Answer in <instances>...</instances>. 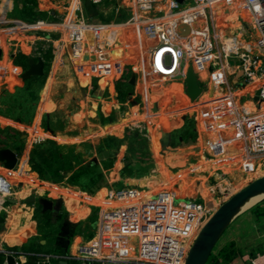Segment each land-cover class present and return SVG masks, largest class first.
I'll use <instances>...</instances> for the list:
<instances>
[{
    "label": "built area",
    "instance_id": "built-area-1",
    "mask_svg": "<svg viewBox=\"0 0 264 264\" xmlns=\"http://www.w3.org/2000/svg\"><path fill=\"white\" fill-rule=\"evenodd\" d=\"M50 1L57 7L46 10L48 17L27 21L6 16L3 10L9 5L0 0L1 70L20 72L19 56L42 58L46 63L45 57L52 53V73L67 62L75 66L85 60L84 75L98 68L110 83L123 69L117 52L132 46L143 103L136 104L131 95L111 132L135 131L154 141L164 128V118L191 112L199 124L203 116L229 108L238 114L243 148L205 151L199 169L204 168L217 183L211 189L223 183L231 191L230 165L264 160V0H117L114 12L121 16L126 12V18L111 22L89 19L85 0ZM90 2L99 5L103 0ZM92 58L99 62L93 64ZM188 66L194 68L203 90L196 100L188 94ZM170 84L178 85L175 91L187 104L160 110L158 100L173 92L172 86L167 88ZM40 137L32 136L30 145L49 138ZM17 156L12 169L0 161V216L6 213L9 219L12 207L24 208L29 197L46 194L96 206L105 233L79 250L76 258L85 264H185L203 225L217 210L213 212L201 195L181 196L170 187L187 173L195 174V168L174 174L166 167L160 185L124 186L97 197L77 186L42 178L29 157L22 158L18 152ZM258 167L264 169V161ZM0 254L5 257L1 264L10 254L17 264H24L27 257L7 249L4 235H0ZM248 261L264 264V253H252ZM39 264H50L49 256Z\"/></svg>",
    "mask_w": 264,
    "mask_h": 264
},
{
    "label": "crops",
    "instance_id": "crops-1",
    "mask_svg": "<svg viewBox=\"0 0 264 264\" xmlns=\"http://www.w3.org/2000/svg\"><path fill=\"white\" fill-rule=\"evenodd\" d=\"M10 3L11 1L8 3L4 2L5 5H10ZM51 7H57V5L50 0H47L42 7H38V10L47 14L46 10ZM134 50L135 48H133L132 46L122 47L120 51L117 52L116 57H118L120 60H131L130 64H132L133 60L130 56ZM26 59L28 60L29 58ZM52 59V53L48 54L45 57V75L43 76L44 78L41 83V85L43 84L44 86L41 88L43 89V91L40 90L42 91L40 92L42 102L41 104H39V108L37 109V111L35 113L32 112L30 115H28L26 113V110H24L23 112V106L21 105V108L18 110V114L14 115L15 111L9 110L10 107L6 112L0 109L1 132L6 131L10 133H16L15 131L19 129V127L18 125L14 124L28 127L26 126V122H29L32 123L33 126L36 124L42 125V127L40 126V128L44 132H46L45 134L50 136L47 140L57 142L58 144L65 147L71 148L72 144L80 143L81 141L79 139L81 137L82 139L86 136H88L89 138H98L96 140L97 142H94L93 140V143L76 147L77 152H85L82 158L84 160V163H88L97 158L100 144L105 137L115 135L123 138L124 133H127L125 130H122L115 134L116 131L111 132L110 127L116 125L118 121L123 117L124 110L126 109L125 102L131 95H134V102L136 104L142 105L143 97L140 93H138L141 92V84L138 81L137 75L134 71L130 73L129 71H124L125 69H127L126 66H123V69L119 72L120 74L118 75L117 79L110 83H108L107 79H105L104 74L98 68H91V74L89 76L84 75L85 80L77 82L74 77L75 66L69 62L64 64L61 68H59V70L55 72V74L57 72L59 73L56 76L54 75L55 79L53 81L51 79L52 74H54L51 72ZM9 74L10 73H8L6 70L3 71L0 69V84L3 88H8V85L14 84L12 83V80H9L8 82L7 79L9 78ZM133 74L136 75V80L134 84H131L130 81ZM35 80L36 79H34V77L23 79L22 85L23 87L25 86L24 84L34 86ZM44 80H46L45 83ZM77 86H79L83 92L84 96L82 98H78L76 95ZM125 86H128V88H125ZM21 91H23V89H21ZM49 94L52 97L49 96L46 99V95ZM164 98L165 96L158 100L157 106L160 110L169 109L167 108V106L164 107L161 101ZM73 101L77 106L75 108H73L71 104ZM186 104L187 101L185 100L184 105L180 104L179 107L174 109L182 108ZM42 109H44V114L41 113L43 111ZM187 114H191L193 116V113L191 112L182 113L181 115L177 116H181V120L183 121L184 116ZM177 116L164 118L162 119V123L164 121H167V119L174 121L176 120L175 117ZM82 124L86 125L85 130L82 129ZM163 126L164 128L162 130V139L163 141H165V139L167 138V134L164 131L165 123H163ZM174 128L175 127L172 126L171 130H173ZM129 132L130 131L128 130V133ZM18 140L19 142L15 145H12V140L4 141V143L0 145V149L10 148L15 150L16 148H20L18 154L22 158H30V153L34 145H30L28 130L27 132L25 131L24 134L20 135V139ZM110 159L112 158H104L102 160H99L97 158L102 167L103 162H109L111 161ZM202 161L204 160L202 159ZM120 162L121 160L112 162V165L106 168V170L104 171L106 177L109 176V174L112 175V171L114 169L119 168L118 166H120ZM166 167L171 170L167 164ZM184 171L185 169L181 172ZM171 172L173 173V170H171ZM182 182H184V180L180 183ZM202 184L205 185V182ZM115 188L121 187L110 186L107 190V193L111 189ZM87 193L90 194L89 192ZM40 198H45L52 201L53 207L45 209L39 202ZM40 198L36 199L35 202H28L27 206H25L24 208L12 207L9 219L8 215L5 213L3 216L4 220H0V225H3L6 228L7 233L4 236L7 237L10 234V238H7H9L8 241H12V243H9L12 248L6 246L7 249L14 250L18 247V252L21 253H24V250H28L31 248L36 249L38 251L37 258H33V262H35L36 264H39V262L44 260L47 256H49L50 258V264H85L81 259L76 258L79 250L84 246L92 243L95 238L100 239L101 235L105 233V229L101 224L98 213V219L96 218L95 221L93 219L94 210L92 211V209L94 208L96 212L97 210L99 211V209L94 205L77 202L75 209L72 210L73 208L70 205V202L72 200L70 201L67 199L56 197L52 194H46ZM14 210L15 215L12 222H10L11 213ZM37 213L40 214L39 217ZM69 218L70 223L65 225V221ZM88 218L91 220L90 222H88ZM238 225V228H242L241 224ZM255 227L257 228L258 226ZM21 229L22 232H20ZM16 233L18 235L22 233V236L25 237L26 235V238H17L18 235ZM40 233L42 236L39 235L37 240L35 237ZM258 238L259 241L264 242V240H262L264 239V232L259 234ZM252 253L253 252L250 253V251L247 253V260H249V256L252 255ZM2 256L3 254H0V260H2V258H5L4 256ZM27 261V257L23 259V262L26 263ZM239 261L242 262L241 259ZM240 262H238V264H242ZM245 264H249V261H246Z\"/></svg>",
    "mask_w": 264,
    "mask_h": 264
},
{
    "label": "rangeland",
    "instance_id": "rangeland-1",
    "mask_svg": "<svg viewBox=\"0 0 264 264\" xmlns=\"http://www.w3.org/2000/svg\"><path fill=\"white\" fill-rule=\"evenodd\" d=\"M10 1V5L3 10V13L6 16L24 20L25 18H23L22 16L24 14L23 12H26L27 10L26 8H24L26 7V0H4V2L6 3ZM46 1L47 0H36V3L38 4V7H42ZM88 1L90 0H85L84 3L85 13L94 22H111L118 21L122 19L121 17H123V20L126 18V12H122V16L116 15V13L114 12V7L117 4V0H103L101 4L96 5L95 9L89 6L90 3ZM93 10L95 11L93 12ZM40 18H46V15L42 14L41 16L35 19ZM35 19L31 18L30 20L28 19V21H32ZM135 56L136 53L134 52L130 56L133 60L132 64H130L131 60H121L122 67L126 66L127 68L124 71H129L130 73L135 70V67L137 65V60ZM92 59L93 64L99 62L98 59ZM16 64L21 67L20 72H10L9 78L7 79L8 82L9 80H12V83L14 84L8 85V88H3L0 84V109L6 112L10 107L9 110L15 111L14 115H17L19 112L18 110L21 108L22 105L23 112L24 110H26V113L30 115L32 112L35 113L37 111V109L39 108V104H41L42 102L40 92L43 91V89L41 88L44 85H41V83L44 77L35 80L34 86L24 84L25 86L23 87L22 80L25 79L24 74L29 67L26 64V57L19 56L16 61ZM85 64H87L85 60L75 64L74 77L77 82L85 80ZM102 65L106 67L104 64ZM58 73L59 72H57L56 74H52L51 79L53 81ZM45 82L46 80H44V83ZM170 86L173 87V92H168L165 95V98L161 100L164 107L167 106V108L169 109H174L179 107L180 104L184 105L185 100L179 97L180 91H175V88L179 90L178 85L170 84L167 86V88L169 89ZM125 88H128V86H125ZM21 89H23V91H21ZM76 89L77 97L82 98L84 96L82 90L79 86H77ZM49 96L50 94L46 95V99ZM71 104L73 108L77 107L74 101ZM42 110L41 113L44 112V109ZM175 119L176 120L174 121L167 119V121L163 122L165 123L164 131L167 134V138L165 139V141H163L162 139L163 131H159L156 133L154 141H148L143 139L142 137H139L138 141L135 143L133 141V137L135 135L133 133H137L135 131L129 133L128 131H126L127 133H124L123 138H120L115 135L105 137L107 139H110L111 145H113V148L116 150L112 154L109 152H104L103 150H99L97 153V158L99 160H102L104 158H112L110 159L111 162L119 160H121V162L120 166H118L119 168L114 169L112 171V175L109 174V176L107 177L104 173L106 168L101 166L104 177L101 180V186L94 192V196L103 197V195L107 193V190L110 186H129L136 189H144L150 184L160 185L164 180L165 171L163 172V170H167L166 164L171 170H173L174 174H177L179 172L181 173V171H183L184 169H188L189 167H191L197 170L195 174L187 173L184 182H174L170 185V187L173 189L175 188V190H177V193L181 194V196L191 198L197 197L198 195H201L200 197L203 196V199L208 202L209 207H214V210L212 209L214 212L215 209H217V206L221 204L226 197L219 199V201L215 203L210 202V198L206 197V195L208 194L211 196V193H214V189L211 188L217 183H213L212 179H210L208 172L204 171V168L199 169V165L203 162L202 159H205V151L210 152L214 150H219L223 152H233L236 148H243L238 114L229 108H223L203 116L199 124L195 122L191 114L185 115L183 121L181 120V116H177L175 117ZM14 125H18L19 127V129H17L18 131H15L16 133H10L6 131L1 132L0 128V145H2L4 141L8 140L13 141L12 145L17 144L19 142L18 139H20V135L24 134L25 131L27 132V130L29 137L31 138L33 136V139L37 138L38 140H40V138H42L40 136H49L45 134L46 132H44L40 128V126L42 127V125L39 124L33 126L32 123L26 122V126L28 127L22 125L19 126V124ZM81 126L83 130L86 129V125L82 124ZM172 126L175 127L173 130H171ZM35 130L37 131L35 132ZM118 132L120 131H116L115 134H117ZM185 134L186 138L183 139L182 135ZM97 139L98 138H89L88 136L83 137V139L81 137L79 139L81 142L79 141L80 143L72 144L71 148L74 152H77V146H85L89 143H93V140L94 142H97ZM131 146L135 149L132 152L130 148ZM81 154L83 156L85 152L81 151ZM97 158L94 160L98 161ZM76 160H80V158L77 157ZM261 161L264 160H259L258 162H256L257 164L251 162L245 164L241 163L230 165L232 171H230L232 176L231 182L233 186L229 195H227L228 198L240 189H242L244 186L252 182L254 179L264 176V169L258 167ZM247 173H251V176L248 177ZM204 182L205 185L202 184ZM71 202L70 205L73 208L72 210H74L76 202ZM92 211L94 213L93 219L95 221L96 218L98 219V210L96 212V210L93 208ZM37 215L38 217L40 216L39 213H37ZM248 217V214H245L244 212L238 218H236L230 226L232 228L230 229V231L227 230L228 232L226 231L224 233L223 238L224 240L236 238V241H238L240 247H252L260 253H264V246L262 247L259 245V233L256 232L258 230V228L255 227L256 223H254L253 221L250 222L248 220ZM90 221L91 220L89 219L88 222ZM238 224H241L242 228H238ZM251 225H253L254 228L250 229ZM238 231H240L239 235L237 233ZM20 232H22V229L20 230ZM6 233V228L3 225H0V235L3 236ZM9 235L7 237H9ZM39 235L42 236L40 233L35 238L37 239ZM7 237L6 246L12 248V246L9 245V243H12V241H8L10 237ZM18 237L22 239L26 238V235L24 237L22 236V233H20L17 238ZM234 264H238V262H235Z\"/></svg>",
    "mask_w": 264,
    "mask_h": 264
},
{
    "label": "trees",
    "instance_id": "trees-1",
    "mask_svg": "<svg viewBox=\"0 0 264 264\" xmlns=\"http://www.w3.org/2000/svg\"><path fill=\"white\" fill-rule=\"evenodd\" d=\"M89 6L95 9L96 5L92 4L90 1ZM26 12H23L24 20L31 18L35 19L39 16L47 15L38 10V4L36 0H26L25 1ZM95 10H93L94 12ZM48 17V15L46 16ZM37 20V19H35ZM34 21V20H32ZM28 58V57H26ZM26 64L28 65V60L26 59ZM40 77H34L38 80ZM133 141L134 143L138 141L139 137H142L139 133H134ZM182 138H186V134L182 135ZM146 140V139H145ZM131 152L135 150L132 146ZM99 150L104 152L114 153L115 149L111 145L110 139L104 138L100 144ZM77 157L80 160H76ZM81 152H74L72 148L65 147L58 144L57 142L45 140L37 144L30 153V163L34 171H36L42 178L52 180L54 182H65L67 184L77 186L83 191H87L94 195V192L101 186V180L103 179V171L100 163L98 161L92 160L88 163H84L82 160ZM112 165V162H103V167L107 168ZM248 220L256 223L258 225L257 233L261 234L264 232V202L260 203L248 211ZM252 222V224H253ZM232 227L228 229L230 231ZM254 228L251 225L250 229ZM227 231V232H228ZM238 235L240 231L237 232ZM264 240V239H262ZM260 246H264V242L259 243ZM14 250L18 251V247ZM27 255L28 261L24 264H36L33 262V258H37L38 251L36 249L24 250ZM256 252L255 248L252 247H240L236 238L224 240L223 236L216 245L209 261L207 264H234L235 262H240L245 264L247 260V253ZM36 253V254H35Z\"/></svg>",
    "mask_w": 264,
    "mask_h": 264
},
{
    "label": "water",
    "instance_id": "water-1",
    "mask_svg": "<svg viewBox=\"0 0 264 264\" xmlns=\"http://www.w3.org/2000/svg\"><path fill=\"white\" fill-rule=\"evenodd\" d=\"M179 1L182 2L183 0ZM28 64L29 67L24 74L25 79L43 77L45 75L46 64L42 58H29ZM135 80L136 75L133 74L130 83L134 84ZM186 81L189 96L192 100L198 99L203 90L192 66H188L186 69ZM258 94L259 92L257 93L256 100L259 98ZM19 150L20 148H16L15 150L10 148L0 149V161L4 163L6 168L12 169L16 166L18 161L17 152ZM35 201L36 198L34 196L29 198V202ZM39 202L45 209L53 207V202L48 199L40 198ZM263 202L264 176H261L254 179L220 204L217 210L203 225L188 253L185 264H207L219 240L228 228H230L235 219L252 207ZM0 220L3 221L4 217L0 216ZM69 223L70 218L65 221V225ZM4 264H17L16 257L12 254L8 255Z\"/></svg>",
    "mask_w": 264,
    "mask_h": 264
},
{
    "label": "bare ground",
    "instance_id": "bare-ground-1",
    "mask_svg": "<svg viewBox=\"0 0 264 264\" xmlns=\"http://www.w3.org/2000/svg\"><path fill=\"white\" fill-rule=\"evenodd\" d=\"M229 189L227 188V186L225 184H221L219 186H217L216 188H214V193H211V196L207 194V197L210 198V202L213 203L221 198H225L226 195L229 194ZM227 199V197L225 198ZM224 200V199H223ZM210 203V204H211ZM14 215H15V210L11 213V221L13 220L14 218ZM11 224V223H10Z\"/></svg>",
    "mask_w": 264,
    "mask_h": 264
}]
</instances>
